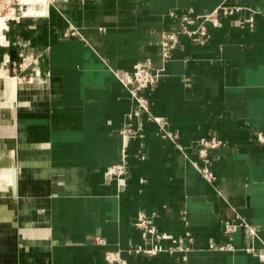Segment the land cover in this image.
Returning <instances> with one entry per match:
<instances>
[{
  "label": "crops",
  "instance_id": "1",
  "mask_svg": "<svg viewBox=\"0 0 264 264\" xmlns=\"http://www.w3.org/2000/svg\"><path fill=\"white\" fill-rule=\"evenodd\" d=\"M47 1L10 40L37 56L34 76L0 67V264H106V250L126 264H264V0ZM190 7L220 25L199 17L189 27L208 41L181 35L162 60V32ZM146 62L159 69L143 89L158 120L119 79ZM202 137L224 141L213 182L195 167ZM140 212L163 247L181 237L187 249L136 253Z\"/></svg>",
  "mask_w": 264,
  "mask_h": 264
},
{
  "label": "built area",
  "instance_id": "2",
  "mask_svg": "<svg viewBox=\"0 0 264 264\" xmlns=\"http://www.w3.org/2000/svg\"><path fill=\"white\" fill-rule=\"evenodd\" d=\"M223 13H231L232 10L227 8L226 6H220ZM217 11L212 12L206 15H198L194 12L193 8H187L185 13L180 16V20L177 26L171 30H165L162 32L160 47H161V58L162 60H167L170 58L172 50L176 47L179 38L181 35H186L190 40L197 43H206L210 36V33L206 26L198 24L196 28L192 29L189 27L191 23L197 20L199 17H203L204 20L212 21L215 26L220 25L219 18L217 16ZM76 31L74 28H68L62 31V34L73 35ZM159 73V69L152 68L149 62H146L139 70L133 73H126L124 75H120L119 79L122 84L127 88L130 96L134 100L135 106L142 109V111L149 114L150 118L153 120H158V117L151 115L148 110L147 99L143 94V89L147 84H152L157 80V76ZM132 114L129 115L131 118ZM128 130H122V133L125 134ZM164 136L174 139L177 135L172 134L168 131L164 130ZM258 139L264 142V136L259 135ZM224 141L215 137L210 138H200L196 143V151L199 156V164H195V167L200 172L202 177L208 181L213 182L215 179V174L211 168V150L215 147L223 145ZM123 171V166L121 164L112 166L108 168V174L112 173H121ZM244 224L245 223H241ZM135 227H137L141 231V235L144 241V245H138L135 248L136 253H144V254H157L161 251H185L187 247L183 242V238H171L172 245L170 247H163L159 240L165 237V234H161L157 231L156 226L153 222L152 216H148L143 212H140L137 215V218L134 222ZM234 223L232 221H224L223 227L225 233H230L233 230ZM247 226V224H246ZM189 238V237H188ZM189 240V239H188ZM213 247V246H212ZM220 248H223L222 246ZM251 252L254 250L250 249ZM257 257L261 260H264V249L258 250L255 252ZM104 259L106 264H126V259L121 255L119 250H106L104 252ZM179 264H186V258L183 255L182 260Z\"/></svg>",
  "mask_w": 264,
  "mask_h": 264
},
{
  "label": "rangeland",
  "instance_id": "3",
  "mask_svg": "<svg viewBox=\"0 0 264 264\" xmlns=\"http://www.w3.org/2000/svg\"><path fill=\"white\" fill-rule=\"evenodd\" d=\"M30 5L31 4H22L21 0H0V17L4 18L3 21L6 25L5 28L1 29V35L3 33L7 40L6 44H0V67L3 66L8 75L16 76L24 81H27L34 76L33 68L37 65V62L35 61L37 60V56L32 53L29 45L27 46L23 44L25 42L16 40L13 45H10V40L12 41L16 38L19 29L29 23L30 19L35 18L23 14L26 10L32 7V5ZM30 26H33V24ZM16 49L18 56H16L15 53ZM9 55L11 56V59H9ZM6 58L8 60L5 62ZM0 86L2 87L1 83ZM1 118L6 119L7 112L3 111Z\"/></svg>",
  "mask_w": 264,
  "mask_h": 264
},
{
  "label": "bare ground",
  "instance_id": "4",
  "mask_svg": "<svg viewBox=\"0 0 264 264\" xmlns=\"http://www.w3.org/2000/svg\"><path fill=\"white\" fill-rule=\"evenodd\" d=\"M21 2L22 3H25V4H33L34 5V7L32 6L30 9L26 10L24 12L25 14L42 15L44 13H47V9H46L47 8L46 5H47V2H48L47 0H21ZM3 19L4 18H1L0 17V38L2 37V35H1V29H3V28L6 27L5 22L3 21ZM4 75H5L4 70L3 69H0V76H4Z\"/></svg>",
  "mask_w": 264,
  "mask_h": 264
},
{
  "label": "water",
  "instance_id": "5",
  "mask_svg": "<svg viewBox=\"0 0 264 264\" xmlns=\"http://www.w3.org/2000/svg\"><path fill=\"white\" fill-rule=\"evenodd\" d=\"M13 193L16 194L17 190V169L16 166H13V186H12Z\"/></svg>",
  "mask_w": 264,
  "mask_h": 264
}]
</instances>
